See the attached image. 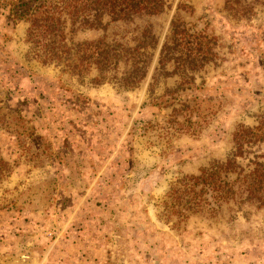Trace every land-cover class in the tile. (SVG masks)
<instances>
[{
	"label": "rangeland",
	"instance_id": "1",
	"mask_svg": "<svg viewBox=\"0 0 264 264\" xmlns=\"http://www.w3.org/2000/svg\"><path fill=\"white\" fill-rule=\"evenodd\" d=\"M168 3L148 18L158 43L128 90L95 84V69L42 64L27 23L0 7V157L11 167L0 180V264H264V208L190 216L178 230L160 217L172 180L226 158L238 124L264 122V0ZM174 17L212 52L185 78L157 68ZM135 25L107 34L126 40ZM252 149L264 161V141Z\"/></svg>",
	"mask_w": 264,
	"mask_h": 264
},
{
	"label": "trees",
	"instance_id": "2",
	"mask_svg": "<svg viewBox=\"0 0 264 264\" xmlns=\"http://www.w3.org/2000/svg\"><path fill=\"white\" fill-rule=\"evenodd\" d=\"M7 5L11 6L8 21L27 23L29 53L42 64L78 76L95 69L92 82L111 81L125 90L134 89L144 79L158 43L159 36L148 18L169 7L168 0H0V7ZM184 7L178 3L177 8ZM135 23L134 29L128 30L132 37L126 40L107 34L110 26ZM84 29L101 30L102 34L75 40V34ZM168 30L158 54L161 71L185 78L212 59L208 41L189 33L178 17L172 18ZM171 66L172 71H167ZM262 141L264 122L238 124L226 158L214 159L197 173L181 174L169 183L161 201V219L178 230L190 216L212 218L224 209L264 208L263 156L252 149ZM10 168L0 157V180Z\"/></svg>",
	"mask_w": 264,
	"mask_h": 264
}]
</instances>
